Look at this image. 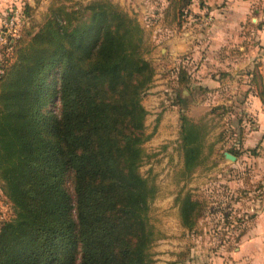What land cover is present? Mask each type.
Instances as JSON below:
<instances>
[{
  "label": "trees",
  "instance_id": "trees-1",
  "mask_svg": "<svg viewBox=\"0 0 264 264\" xmlns=\"http://www.w3.org/2000/svg\"><path fill=\"white\" fill-rule=\"evenodd\" d=\"M168 3L164 15L184 20L192 0ZM8 46L0 177L14 216L0 227V264H154L160 237L149 214L159 185L141 167L149 139L142 102L155 69L138 18L112 0H54L45 23ZM250 75L264 107V78L258 67ZM189 82L181 71L180 85ZM181 120L188 180L204 159L207 131ZM176 201L193 230L200 200L187 192Z\"/></svg>",
  "mask_w": 264,
  "mask_h": 264
},
{
  "label": "rangeland",
  "instance_id": "rangeland-1",
  "mask_svg": "<svg viewBox=\"0 0 264 264\" xmlns=\"http://www.w3.org/2000/svg\"><path fill=\"white\" fill-rule=\"evenodd\" d=\"M53 1L21 0L17 16L20 34L44 24ZM180 28L168 27L171 33L176 30V35L158 43L154 37L162 28L144 27V55L155 69L142 102L148 113L145 134L149 139L143 145L147 157L141 167L142 174L154 177L159 185L149 214L160 237L152 249L154 264H237L234 254L250 236L257 211L264 208V145L260 142L250 150L238 143L259 123L236 104L244 98L246 87L234 84L239 89L233 93L229 86L210 89L205 85L207 49L203 40L195 37L205 28L193 24L177 30ZM247 29V35L254 31ZM250 45L245 44V49ZM6 46L0 43V63L11 51L5 50ZM230 60L238 58L234 55ZM181 71L189 76L188 86L179 83ZM213 109L216 111L211 113ZM183 115L207 131L204 159L188 180L181 177ZM231 148L240 150L234 163L223 156ZM187 192L202 204V215L193 230L183 226L176 201L180 193ZM13 216V204L0 177V227Z\"/></svg>",
  "mask_w": 264,
  "mask_h": 264
},
{
  "label": "crops",
  "instance_id": "crops-1",
  "mask_svg": "<svg viewBox=\"0 0 264 264\" xmlns=\"http://www.w3.org/2000/svg\"><path fill=\"white\" fill-rule=\"evenodd\" d=\"M112 1L136 15L143 27L151 24L162 28L154 37L158 43L167 42L176 35V30L171 33L168 27H182L177 29L179 31L191 24L205 28L202 34L195 36L199 37V41L203 40L207 49L205 85L210 89H217L222 84L234 90L233 93H236L235 89H239L237 86L233 87L234 84L246 87L244 98L236 104L254 117L259 125L246 131L238 143L242 148L250 150L260 142L264 145V107L255 87L250 83V73L255 67H258L264 78V0H192L185 10L189 18L185 15L184 20L164 15L168 0ZM20 2L21 0H0V26L8 14H17L19 17ZM247 28H253L254 31L247 35ZM247 43L251 45L245 49L244 45ZM233 54L238 61L230 60L234 57ZM219 70L222 72L217 75ZM182 92L186 94L187 90L183 88ZM229 102H232V98ZM233 150L240 152L237 148L228 149L224 152V158L226 152L233 154ZM238 158L236 156L235 161L226 160L234 163ZM234 257L237 264H264V208L257 211L250 236L242 241Z\"/></svg>",
  "mask_w": 264,
  "mask_h": 264
},
{
  "label": "built area",
  "instance_id": "built-area-1",
  "mask_svg": "<svg viewBox=\"0 0 264 264\" xmlns=\"http://www.w3.org/2000/svg\"><path fill=\"white\" fill-rule=\"evenodd\" d=\"M0 27V43L8 45V41L10 39H16L20 37L17 14L6 15ZM8 50H12V47L8 46Z\"/></svg>",
  "mask_w": 264,
  "mask_h": 264
},
{
  "label": "water",
  "instance_id": "water-1",
  "mask_svg": "<svg viewBox=\"0 0 264 264\" xmlns=\"http://www.w3.org/2000/svg\"><path fill=\"white\" fill-rule=\"evenodd\" d=\"M225 156L228 160H231V161H235L236 160V156H234L233 154L229 153V152H226L225 153Z\"/></svg>",
  "mask_w": 264,
  "mask_h": 264
}]
</instances>
